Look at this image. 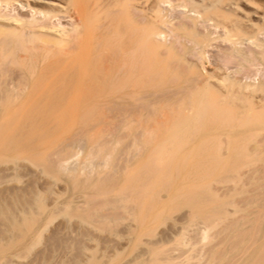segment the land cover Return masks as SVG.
Returning a JSON list of instances; mask_svg holds the SVG:
<instances>
[{"label": "rangeland", "instance_id": "1", "mask_svg": "<svg viewBox=\"0 0 264 264\" xmlns=\"http://www.w3.org/2000/svg\"><path fill=\"white\" fill-rule=\"evenodd\" d=\"M80 1L88 9L103 5L90 20L104 40L85 75L71 70L61 76L56 65L62 54L43 57L24 52L17 38L0 40V166L9 167L0 174V264H119L143 250L137 263L144 264L150 251H160L153 242L174 231L180 238L166 249L177 247V254V241H183L192 264H206L210 255L207 264L247 255L236 263L251 264L264 250V0ZM58 2L62 8L0 0V14L38 22L43 17L46 25L39 28L48 33L71 28L75 3ZM115 15L126 30L133 20L162 32L157 47L132 69L124 63L129 42L109 33ZM7 48L12 54H5ZM195 99L206 104L200 135L193 131L201 122L193 126L190 120ZM175 119L186 124L182 142H157ZM148 134L156 135L152 142Z\"/></svg>", "mask_w": 264, "mask_h": 264}, {"label": "bare ground", "instance_id": "2", "mask_svg": "<svg viewBox=\"0 0 264 264\" xmlns=\"http://www.w3.org/2000/svg\"><path fill=\"white\" fill-rule=\"evenodd\" d=\"M27 1V0H26ZM33 1H35V2H39V3H47V4H51V5H56V6H60V8H62V6H61V4H60V2H58L59 0H33ZM72 3H75V11H74V13L76 14V22H75V24L74 25H72V27L71 28H64V29H56L55 30V28H54V30H53V32H51V33H48V32H46L44 29H42V28H39V27H41V26H44V25H46L45 23V18L43 19V17H42V20L40 19L39 20V22L38 21H36L35 19H33V20H24V19H22V18H20L19 16H7V15H1L0 14V37L2 38V39H0L1 41L2 40H4V38L5 39H8L9 40V42L11 41V42H17L18 40H16V38L17 39H19L20 41H21V43H23V45H22V48H23V51L24 52H29V51H33V50H37L40 54H41V56H43V55H45L46 56V54L47 55H51V56H53V55H63V59L58 63V65H56V69H60V71H59V73L61 74V76H64V75H66V74H68V72H71V70L73 71V70H75V72L76 73H78V74H81V76L82 75H85L86 74V70H87V65H88V62L89 61H91V59L93 58V54L96 52V51H98V49H99V47H96V46H101V39L103 38L102 37V34L103 33H101L100 31H98V32H94L93 31V29H92V26H91V20H90V18H91V16H95V15H97L98 14V12L100 11V9L102 8V6L103 5H101V3H98L97 2V4H96V6L93 8V9H88L87 7H85L83 4H82V2L80 1V0H70ZM90 2V1H89ZM28 3V2H27ZM91 3V2H90ZM2 4V3H1ZM112 6V5H111ZM92 7V6H91ZM29 8V7H28ZM162 8V7H161ZM55 9V8H54ZM132 9V8H131ZM111 10H113V9H111ZM2 12V11H1ZM0 12V13H1ZM40 12V11H39ZM66 13V12H65ZM72 13V12H71ZM106 13V12H105ZM45 14V13H44ZM167 15V14H166ZM36 16V15H35ZM98 16V15H97ZM101 17V16H100ZM71 18H73V17H71ZM75 18V17H74ZM47 19V18H46ZM51 19V18H50ZM100 19V18H99ZM74 20V19H73ZM119 20H120V18H119V15L118 16H116L115 15V17L114 18H111V22H110V31H109V33H111V34H113L115 37H113L112 36V38L114 39V40H119V41H122L123 43H128L129 42V47H128V51L126 50V57H125V59H124V63L126 64V66L128 67V69H132L134 66H135V62H136V60H138V58L139 57H142L143 56V54H144V56L143 57H145V55H147L148 53H149V51H153L156 47H157V44H155L156 42H155V37H157L156 35H158V37L160 36V34H162V32H160V31H154V29L155 28H153V29H149V27L148 28H146V27H144V26H140V25H137V24H135L134 23V21L132 20V22H131V24H130V28L128 29V30H126V29H124L122 26H120L119 25ZM186 21V20H185ZM38 22V23H37ZM45 22V23H44ZM187 22V21H186ZM203 23V22H202ZM206 23V22H205ZM188 24V23H187ZM190 24V23H189ZM97 25H99L100 26V23L99 24H97ZM47 26H50L49 24L47 25ZM98 26V27H99ZM206 26V25H205ZM35 27H37V28H35ZM101 27V26H100ZM107 27V26H106ZM105 27V28H106ZM199 28H200V26H198ZM197 27V28H198ZM210 28H211V26H210ZM28 29H30L29 31V34L28 35H26V32L28 31ZM258 30V29H257ZM212 31V30H211ZM72 32V33H71ZM74 32V33H73ZM174 32V31H173ZM213 32H215V30L213 31ZM28 33V32H27ZM174 34V33H173ZM110 35V34H109ZM108 35V36H109ZM162 36V35H161ZM160 36V37H161ZM168 36V35H167ZM107 37V36H106ZM110 38V37H109ZM218 39V38H217ZM102 40H104V38L102 39ZM166 40V39H165ZM175 40V39H174ZM173 40V41H174ZM229 39H227V41H228ZM214 41V40H213ZM264 41V40H263ZM26 43V44H25ZM28 43V44H27ZM173 43V42H172ZM212 43V42H211ZM257 43V42H256ZM17 44V43H16ZM203 46L204 45H207L208 43H207V41L204 43H201ZM255 44V43H254ZM4 45H5V43H4ZM3 45V46H4ZM7 45V44H6ZM2 46V47H3ZM9 46V45H8ZM2 47H0V49L2 48ZM5 47V46H4ZM3 47V48H4ZM220 47V46H219ZM19 47H17V49H18ZM16 49V48H15ZM223 49H225V48H223ZM163 50V49H162ZM1 51V50H0ZM3 52V51H2ZM217 52V51H216ZM226 56H228V57H232L233 55L232 54H230V53H227V52H223ZM2 54V53H1ZM1 54H0V56H1ZM5 54H12V51L11 50H9L8 48L6 49V51H5ZM124 54V53H123ZM141 54V55H140ZM235 54V53H234ZM18 55V54H17ZM17 55H16V57H17ZM207 55V54H206ZM243 55V54H242ZM260 55V54H259ZM22 56V55H21ZM45 56H43V57H45ZM201 56V55H200ZM19 57V56H18ZM31 57V56H30ZM33 57H34V55H33ZM204 57H206V56H204ZM251 58H252V56H250ZM21 58V57H20ZM32 58V57H31ZM42 58V57H41ZM207 58V57H206ZM210 58V57H209ZM263 58V57H262ZM14 59V58H13ZM28 59V58H27ZM36 59V58H35ZM61 59V58H60ZM147 58L145 57V60H146ZM220 59V58H219ZM225 59V58H224ZM232 59H233V57H232ZM253 59V58H252ZM9 60V59H8ZM23 60V59H22ZM42 60V59H41ZM40 60V61H41ZM44 60V59H43ZM42 60V61H43ZM199 60V59H198ZM208 60V59H207ZM211 60V59H210ZM218 60V59H217ZM249 60V59H248ZM24 61V60H23ZM22 61V62H23ZM27 61V60H26ZM25 61V62H26ZM28 61H29V59H28ZM35 61V60H34ZM39 61V62H40ZM41 61V62H42ZM233 61H235V60H233ZM242 61H244V59L242 60ZM52 62V61H51ZM160 62V61H159ZM8 63H10V62H8ZM28 63V62H27ZM26 63V64H27ZM32 63V62H31ZM210 63V62H209ZM251 63V62H250ZM1 64V63H0ZM14 64H16V63H14ZM38 64V63H37ZM222 64V63H221ZM224 64V63H223ZM253 64V63H252ZM24 65H25V63H24ZM28 65V64H27ZM238 65V64H237ZM254 65V64H253ZM35 66H36V64H35ZM54 66V65H53ZM239 66V65H238ZM2 67V66H1ZM31 67L33 68V65L31 64ZM228 67V66H227ZM26 68V67H25ZM28 68V67H27ZM159 68V67H158ZM45 72L47 73V75L49 74L50 76L51 75H53V69L51 68V66L50 67H48V66H45ZM126 69V68H125ZM203 69V68H202ZM257 69H258V67H257ZM257 69L255 70V71H257ZM27 70V69H26ZM28 70H29V68H28ZM160 70V69H159ZM158 70V71H159ZM259 70V69H258ZM36 71V70H35ZM241 71V70H240ZM128 72V71H127ZM221 72V71H220ZM29 73H31V71H29ZM32 73H33V70H32ZM245 73V72H244ZM42 74V73H41ZM55 74V73H54ZM132 74V73H131ZM231 74H233V73H231ZM251 74V73H250ZM253 74H254V72H253ZM257 74V73H256ZM260 74V73H259ZM199 75V74H198ZM22 76V75H21ZM60 76V75H59ZM78 76V75H77ZM102 76V75H101ZM257 76V75H256ZM260 76H264V75H260ZM39 78V77H38ZM53 78H54V76H53ZM74 78V77H73ZM99 78V77H98ZM101 78V77H100ZM250 78V77H249ZM252 78V77H251ZM75 79V78H74ZM254 79V78H253ZM33 80H34V77H33ZM58 80V79H57ZM216 80V79H215ZM218 80V79H217ZM224 80V79H223ZM264 80V79H263ZM35 81V80H34ZM55 81V80H54ZM73 81V80H72ZM222 80L220 79V81L219 82H221ZM36 82V81H35ZM218 82V81H217ZM39 83V82H38ZM173 84V83H172ZM222 84V83H221ZM40 85V84H39ZM52 85V84H51ZM210 85V84H209ZM236 86H239V85H236ZM37 87H38V85H37ZM46 87H48V86H46ZM60 87V86H59ZM85 87V86H84ZM149 87V86H148ZM204 87V86H203ZM246 87H247V85H246ZM249 87V86H248ZM15 88V87H14ZM36 88V87H35ZM39 88V87H38ZM32 89H34V88H32ZM46 89V88H45ZM67 88L65 87V90H66ZM148 89V88H147ZM242 89V88H241ZM245 89V88H244ZM17 90V89H16ZM35 90V89H34ZM38 90V89H37ZM234 90V89H233ZM33 92V91H32ZM209 92H211V91H209ZM257 92V91H256ZM71 93V92H70ZM17 94V93H16ZM56 94V93H55ZM212 94V93H211ZM32 95H34V94H32ZM65 95V94H64ZM71 95V94H70ZM69 95V98H70V101H71V99L73 98V94H72V98H71V96ZM201 95V94H200ZM211 96V95H210ZM212 96H214L213 94H212ZM49 97V96H48ZM58 97V96H57ZM63 97H65V96H63ZM203 99H204V95H203V97H202ZM201 99V98H200ZM199 99V100H200ZM27 100V99H26ZM51 100V99H50ZM63 100V99H62ZM26 102V101H25ZM59 102V101H58ZM67 102V101H66ZM69 102V101H68ZM238 102V101H237ZM44 103V102H43ZM206 103H209V102H206ZM45 104H46V102H45ZM54 104H55V102H54ZM59 104V103H58ZM194 104V109L195 110H193V114H192V116H191V118H190V120L191 121H193V122H191V124L193 123V126H195L194 125V123L196 122H201V125H197L196 126V128H195V131H193V132H196V134H199V131H200V127L199 126H202V124L204 123V117H203V115H204V113H205V107H206V104H205V106H204V104L201 102V104L198 102V100H197V102H196V99H195V102L193 103ZM20 106H18V107H16V108H14V109H18V108H22L23 107V102H21L20 104H19ZM56 105V104H55ZM54 105V106H55ZM200 105V106H199ZM210 105V104H209ZM50 106V105H49ZM199 106V107H198ZM51 107V106H50ZM57 107H58V105H57ZM201 107V108H200ZM55 108V107H54ZM197 108H200V110H198ZM56 109V108H55ZM192 109V108H191ZM10 110V109H9ZM55 111V110H54ZM172 111V110H171ZM185 111H187V110H185ZM214 111H215V109H214ZM7 112H8V110H6L5 111V113H6V115H7ZM11 112V111H10ZM46 112V111H45ZM53 112V111H52ZM83 112V111H82ZM211 112H212V110H211ZM18 113V112H17ZM175 113V112H174ZM62 114V113H61ZM190 114V113H189ZM205 114H207V113H205ZM6 115H5V118H6ZM60 115V114H59ZM188 115V114H187ZM225 115V114H224ZM245 115V114H244ZM22 116V115H21ZM61 116V115H60ZM59 116V117H60ZM185 116V115H184ZM246 116V115H245ZM248 116V115H247ZM253 116V115H252ZM173 117H174V115H173ZM219 118H221L220 116H218ZM5 118H3V122L4 123H6L7 122V119H5ZM60 118H62V117H60ZM175 118H177V117H175ZM208 118V117H207ZM42 119V118H41ZM57 119V118H56ZM171 119V118H170ZM182 119V118H181ZM212 119V118H211ZM217 119V118H216ZM238 119V118H237ZM254 119V118H253ZM169 120V119H168ZM249 120V119H248ZM255 120H257V119H255ZM31 121V120H30ZM163 121V120H162ZM161 121V122H162ZM181 120H171V123H173V124H171V126L170 127H168L169 129V131H167V133L165 132V133H163V132H161V133H159V134H161V139L159 140V141H157V142H182V133H183V131H184V129H185V125L186 124H183V123H181L180 122ZM187 121H189V119L187 120ZM207 121V120H206ZM235 121V120H234ZM35 122V121H34ZM53 122V121H52ZM56 122V121H55ZM61 122H62V120H61ZM250 122H251V120H250ZM4 123H3V125H4ZM9 123V122H8ZM195 123V124H196ZM210 123V122H209ZM253 123V122H252ZM7 124V123H6ZM40 124V123H39ZM38 124V125H39ZM61 124V123H60ZM70 124V123H69ZM258 124V123H257ZM260 124V123H259ZM2 125V124H1ZM33 125V124H32ZM52 125V124H51ZM54 125V124H53ZM66 125V124H65ZM249 125V124H248ZM247 125V126H248ZM5 126H7V125H5ZM61 126V125H60ZM192 126V127H193ZM2 127V126H1ZM49 127V126H48ZM50 127H52V126H50ZM67 127V126H66ZM243 127H244V124H243ZM8 128V127H7ZM10 128V127H9ZM62 128H64V127H62ZM143 128V127H142ZM1 129V128H0ZM12 129V128H11ZM17 129H19V128H17ZM57 129V128H56ZM55 129V130H56ZM61 129V128H60ZM234 129V128H233ZM245 129H246V124H245ZM160 130V129H159ZM187 130V129H186ZM226 130V129H225ZM257 130V129H256ZM152 131V130H151ZM161 131V130H160ZM230 131H231V129H230ZM60 132V131H59ZM193 132H188L189 134H191V133H193ZM213 132V131H212ZM221 132H223V131H221ZM235 132V131H234ZM17 133H19V131L17 132ZM24 133V132H23ZM151 133V132H150ZM187 133V134H188ZM223 133H225V131L223 132ZM239 133V132H238ZM3 134H5V133H3ZM221 134V133H220ZM228 134V133H227ZM241 134V133H240ZM247 134V133H246ZM14 135V134H13ZM61 135V134H60ZM192 135V137L194 138L195 136H193V134H191ZM190 135V136H191ZM200 135V134H199ZM221 135H224V134H221ZM220 135V136H221ZM230 135V134H229ZM234 135V134H233ZM235 135H237V134H235ZM16 136V135H15ZM46 136V135H45ZM213 136H214V134H213ZM33 137V136H32ZM136 137V136H135ZM155 137H156V135L155 134H152V135H150V134H148V140H147V142H152L154 139H155ZM196 137L198 138V135H196ZM210 137V136H209ZM209 137L207 138V139H209ZM235 137H237V136H235ZM35 138V137H34ZM182 138V139H181ZM188 139H189V137H187ZM191 138V137H190ZM202 138V136H200V138L199 139H201ZM211 138V137H210ZM216 138V137H215ZM16 139V138H15ZM144 139V138H143ZM187 139V140H188ZM212 139H214L213 137H212ZM47 140V139H46ZM67 140V139H66ZM146 140V139H145ZM190 140V139H189ZM197 140V139H196ZM222 140V139H221ZM31 141V140H30ZM192 141V140H191ZM210 141V140H209ZM208 141V142H209ZM8 142V141H7ZM184 142V141H183ZM194 142H195V140H194ZM198 142H200V141H197V143ZM206 142V141H205ZM221 142V141H220ZM196 143V144H197ZM190 144L194 147V146H196L193 142H190ZM254 144V143H253ZM23 145V144H22ZM26 145V144H25ZM176 145V144H175ZM207 145V144H206ZM106 146V145H105ZM192 146H190V147H192ZM203 147V146H202ZM210 147V146H209ZM176 148V147H175ZM189 148V147H188ZM187 148V149H188ZM195 148V147H194ZM218 148V147H217ZM103 149V148H102ZM192 149V148H191ZM216 149V148H215ZM45 150V149H44ZM219 150V149H218ZM183 151V150H182ZM181 151V152H182ZM189 151V150H188ZM192 151H193V149H192ZM191 151V152H192ZM216 151V150H215ZM257 151V150H256ZM11 152V151H10ZM37 152V151H36ZM99 152V151H98ZM97 152V153H98ZM180 152V151H179ZM198 152V151H197ZM208 152V151H207ZM222 152V151H221ZM255 152V151H254ZM40 153V152H39ZM75 153V152H74ZM165 153H166V151L164 150L163 151V153L161 152V155L163 156V155H165ZM169 153V152H168ZM220 153V152H219ZM180 154V153H179ZM186 154H187V152H186ZM190 154V153H189ZM206 154V153H205ZM216 154H217V151H216ZM220 154H222V153H220ZM211 155H213V154H211ZM253 155V154H252ZM7 156V155H6ZM187 156V155H186ZM204 156V155H203ZM208 156H209V154H208ZM215 156V155H214ZM255 156H257V154L255 155ZM9 157V156H8ZM12 157H13V155H12ZM216 157H218V156H216ZM204 158H206V157H204ZM209 158V157H208ZM220 159L222 158V157H219ZM219 158H217L218 160H219ZM225 158V157H224ZM228 158V157H227ZM188 159V158H187ZM215 159V158H214ZM232 159V158H231ZM224 160V161H223ZM225 160L226 159H223L222 158V162H225ZM247 160V159H246ZM193 161V160H192ZM220 161V160H219ZM228 161V160H227ZM70 162V161H69ZM189 162V161H188ZM195 162V161H194ZM216 162V161H215ZM221 162V161H220ZM247 162H248V160H247ZM250 162V161H249ZM81 163V162H80ZM201 163H205V162H201ZM226 163V162H225ZM232 163H234V162H232ZM189 164V163H188ZM211 164V163H210ZM222 164V163H221ZM85 165V164H84ZM190 165V164H189ZM219 165H220V163H219ZM222 166H223V164H222ZM238 166V165H237ZM74 167V166H73ZM88 167V166H87ZM177 167V166H176ZM209 167V166H208ZM216 167V166H215ZM249 167V166H248ZM254 167V166H253ZM30 168V167H29ZM125 168V167H124ZM217 168H218V166H217ZM217 168H215L216 170H217ZM220 169H221V166L219 167ZM8 169H9V167L8 166H0V174H6L7 173V171H8ZM23 169V168H22ZM204 169H208L207 167H204ZM214 169V168H213ZM215 169L214 170H211V171H214L215 172ZM220 169H218V170H220ZM249 169V168H248ZM186 170H188L187 168H186ZM230 170V169H229ZM237 170V169H236ZM245 170V169H244ZM198 171V170H197ZM222 171V170H221ZM246 171H247V169H246ZM250 172H251V170H249ZM210 172V171H209ZM213 172V176H210V178L212 177H215L214 176V173ZM218 171H216V173H217ZM220 172V171H219ZM87 173V172H86ZM120 173V172H119ZM152 173H153V171H152ZM192 173V172H191ZM195 173V172H194ZM227 173V172H226ZM157 174V173H156ZM206 174H207V172H206ZM250 174V173H249ZM212 175V174H211ZM219 175V174H218ZM234 175V174H233ZM189 176V175H188ZM195 176V175H194ZM231 176V175H230ZM27 177V176H26ZM218 177V176H217ZM223 177V176H222ZM221 177V178H222ZM99 178V177H98ZM103 178V177H102ZM210 178L208 179V180H210ZM211 178V180H213ZM200 179V178H199ZM249 179H251V178H249ZM245 180V179H244ZM243 180V181H244ZM194 181V180H193ZM196 181V180H195ZM194 181V182H195ZM219 181H220V179H219ZM156 182V181H155ZM193 182V183H194ZM181 183H184V182H181ZM189 183V182H188ZM188 183H187V185H188ZM244 184V183H243ZM245 184H246V181H245ZM244 184V185H245ZM243 186V185H242ZM178 187V186H177ZM185 187H188V186H185ZM197 187V186H196ZM229 187V186H228ZM227 187V188H228ZM50 188V187H49ZM219 188H221V187H219ZM234 188V187H233ZM232 189V188H231ZM241 189V188H240ZM159 190V189H158ZM208 190V189H207ZM229 190V189H228ZM216 192V191H215ZM182 193V192H181ZM199 193V192H198ZM217 193H218V191H217ZM220 193V192H219ZM225 193V192H224ZM230 193H232V192H230ZM238 193V192H237ZM240 193V192H239ZM175 194V193H174ZM215 194V193H214ZM221 194V193H220ZM199 195V194H198ZM201 195V194H200ZM181 196V195H180ZM240 196V195H239ZM214 197H216L215 195L213 196V198ZM219 197V196H218ZM226 197H228V196H226ZM173 198V197H172ZM176 198V197H175ZM177 198H179L178 196H177ZM199 198V197H198ZM208 198V197H207ZM236 198V197H235ZM204 199V198H203ZM210 199V198H209ZM223 199V198H222ZM226 199V198H225ZM238 199H239V197H238ZM242 199H244V198H242ZM208 200V199H207ZM233 200V199H232ZM237 200V199H236ZM170 201V200H169ZM219 201H222V200H219ZM235 201V200H234ZM243 201V200H242ZM198 202V201H197ZM203 202V201H202ZM216 202H218V201H216ZM210 203V202H209ZM215 202H213V204H214ZM201 204V203H200ZM212 204V203H211ZM132 205V204H131ZM235 205V204H234ZM233 205V206H234ZM192 206H194V205H192ZM133 207V206H132ZM207 207V206H206ZM201 208V207H200ZM262 209H264L263 207H261ZM188 209H190V207L188 208ZM191 209L193 210V207H191ZM194 209H195V207H194ZM214 209V208H213ZM257 209H259L260 211H261V209L260 208H258V207H256V211H257ZM196 210H198L197 209V207H196ZM219 210V209H218ZM224 210V209H223ZM235 210V209H234ZM233 210V211H234ZM186 211H187V209H186ZM190 211V210H189ZM204 211V210H203ZM213 211V210H212ZM236 211V210H235ZM260 211H258V212H260ZM54 212V211H53ZM211 212V211H210ZM215 212V211H214ZM213 212V213H214ZM224 212V211H223ZM227 212V211H226ZM187 213V212H186ZM194 213H196V212H194ZM201 213V212H200ZM212 213V212H211ZM222 213V212H221ZM254 213V212H253ZM253 213H252V215H253ZM263 213H264V210H263ZM116 214V213H115ZM190 214V213H189ZM215 214V213H214ZM226 214H228V213H226ZM226 214H224V215H226ZM256 214V213H255ZM258 214V213H257ZM213 215V214H212ZM212 215H209V216H212ZM215 215H217V214H215ZM223 215V214H222ZM116 216V215H115ZM194 216V215H193ZM220 216V215H219ZM239 215H237V218H241V217H238ZM260 216V215H259ZM258 216V217H259ZM13 217V216H12ZM197 217H198V215H197ZM158 218V217H157ZM220 218V217H219ZM244 218V217H243ZM257 218V217H256ZM259 218H262V216L261 217H259ZM20 219V218H19ZM94 219H95V217H94ZM204 219H205V215H204ZM211 219V218H210ZM242 219V218H241ZM131 220H132V218H131ZM237 220V219H236ZM263 220V219H262ZM17 221V220H16ZM153 221V220H152ZM210 221V220H209ZM209 221H207V222H209ZM255 221V220H254ZM211 222V221H210ZM231 223H232V221H230ZM262 221H260V223H261ZM255 224H256V222H254ZM257 223H259V222H257ZM205 224V223H204ZM206 224H210V223H206ZM228 224H229V222H228ZM227 224V225H228ZM155 225V224H154ZM211 225V224H210ZM209 225V226H210ZM214 224H212V226H213ZM232 225H233V223H232ZM258 225L259 224H257V226L256 227H258ZM235 226V225H234ZM233 226V227H234ZM230 227L231 228H233L232 226H231V224H230ZM252 227V226H251ZM36 228V227H35ZM227 228H228V226H227ZM180 229V228H179ZM225 229H226V227H225ZM250 229V228H249ZM248 229V230H249ZM257 229H259V227L257 228ZM224 230V229H223ZM229 230V229H228ZM244 230H246V229H244ZM243 230V231H244ZM251 230V229H250ZM102 231H103V229H102ZM143 231V230H142ZM227 231V230H226ZM243 231H238L239 232V234H240V232H243ZM262 231V230H261ZM261 231H259V233L261 232ZM41 232L42 231H40L39 232V234H37V237H39L40 236V234H41ZM166 232V231H165ZM168 232V231H167ZM238 232H237V234H238ZM263 232V231H262ZM173 233V232H172ZM177 232H175L174 231V233L173 234H170V235H166L164 238H159V239H157V240H155L153 243L154 244H156L155 246L157 247V250H160V251H156V250H154V251H150V255H149V258H147V260L144 262V264H192V262H191V260H190V258H192V256L190 257L189 256V247L188 248H184L185 247V245H184V243H183V241H177V242H179L180 244H179V246L181 247L180 249L182 250H180L179 251V253L177 252V254H176V252H174L175 250H176V248H173V246H172V248H171V246L170 247H168L169 248V250L168 249H166V244H168V243H171L170 241H173V240H175V239H179L178 237L177 238H175V234H176ZM251 233H252V230H251ZM251 233L248 235L249 236V238L250 237H252V236H250L251 235ZM162 234V233H161ZM226 234H228V233H226ZM236 234V235H237ZM246 234V233H245ZM194 235V234H193ZM224 235V234H223ZM235 235V236H236ZM241 235V234H240ZM253 235V234H252ZM254 235H256V234H254ZM253 235V236H254ZM258 235V234H257ZM67 236V235H66ZM129 236V235H128ZM180 236V235H179ZM205 235H203V237H204ZM234 235H233V238L235 237ZM263 236V235H262ZM157 237V236H156ZM223 237V236H222ZM225 237V236H224ZM242 237V236H241ZM241 237H239L240 239H238L239 241H241L242 242V240H241ZM243 237H245L244 235H243ZM242 237V238H243ZM260 237V236H259ZM71 238V237H70ZM186 238V237H185ZM236 238V237H235ZM258 238V237H257ZM262 238V237H261ZM261 238H260V240H261ZM4 239V238H3ZM101 239V238H100ZM222 239V238H221ZM225 239H226V237H225ZM229 239V238H228ZM231 239V238H230ZM250 239H252L253 241H254V239H253V237L252 238H250ZM250 239L248 240L247 239V244L249 243L248 241H250ZM53 240V239H52ZM145 240V239H144ZM220 238H218V242L217 243H222L223 241L222 240H220ZM224 240V239H223ZM251 240V244H253L254 245V243H253V241ZM256 240V239H255ZM216 241V240H215ZM228 241H230V240H228ZM233 241V240H232ZM245 241V240H244ZM148 242V241H147ZM151 242V241H150ZM235 242V241H234ZM255 242V241H254ZM34 244V242H31L30 244ZM37 243V242H36ZM260 243V245H261V242H259ZM32 244V245H33ZM153 244V245H154ZM171 244H174V243H171ZM176 244V243H175ZM227 244V243H226ZM235 244H237V243H235ZM151 245V244H150ZM214 245V244H213ZM212 245V246H213ZM217 245V244H216ZM222 245V244H221ZM237 245H240V244H237ZM257 243H256V248L255 249H257ZM259 245V246H260ZM30 246V247H29ZM28 247L31 249V245H29ZM178 246V247H179ZM215 246V245H214ZM218 246H219V244H218ZM217 246V247H218ZM230 246V245H229ZM262 246V245H261ZM153 247V246H152ZM223 247H224V245H223ZM234 247H236V245L234 246ZM242 247V246H241ZM243 247H245V244H244V246ZM242 247V248H243ZM171 248V249H170ZM239 248H240V246H239ZM13 249V248H12ZM148 249V248H147ZM216 249V247L213 249L212 248V251L213 250H215ZM229 249H231V246L229 247ZM234 249V248H233ZM141 250V249H140ZM150 250V249H149ZM167 250V251H166ZM220 250V249H219ZM221 250H223V248H221ZM225 250V249H224ZM223 250V251H224ZM241 248H240V253H241ZM245 250V249H244ZM248 250H250L249 248L247 249V251ZM139 251V250H138ZM163 251V252H162ZM234 251V250H233ZM232 251V252H233ZM246 251V250H245ZM252 251H254V248H253V250ZM261 251V252H260ZM165 252V253H164ZM219 252H221L222 253V251H218V254H220ZM251 252V251H250ZM160 253H162V254H160ZM213 253V252H212ZM243 254L245 253V252H242ZM252 253H254V252H252ZM145 254V251L143 250L142 252H138V253H136V254H134V255H131L132 257L131 258H129V259H127V260H124L123 262H121V263H119V264H136L137 263V261H138V259L139 258H141L143 255ZM207 254V253H206ZM223 254V253H222ZM236 254V253H235ZM238 254V253H237ZM246 255H247V253H245ZM211 256V255H210ZM209 256V257H210ZM234 256V255H233ZM241 256V255H240ZM245 256V255H244ZM244 256H242V257H244ZM252 256V255H251ZM209 257H208V260H209ZM212 257V256H211ZM210 257V258H211ZM236 257V256H235ZM249 257V255H247V257H245L246 259ZM256 258L252 261V263L251 264H264V250L262 251V250H259L258 251V253H257V255L255 256ZM216 258V257H215ZM229 258V257H228ZM231 258V257H230ZM245 258L243 259L245 262H246V260H245ZM249 258H251V257H249ZM9 259H11V258H9ZM142 259V258H141ZM239 256L238 257H236V258H234V259H228L229 260V262H227V264H239V263H236V262H240V261H243V260H240L239 261ZM253 259V258H252ZM116 260V259H115ZM207 260V261H208ZM247 260H249V259H247ZM205 261V260H204ZM207 261H206V264H207ZM243 261V262H244ZM143 262V261H142ZM200 262V261H199ZM209 262V261H208ZM214 262H215V260H214ZM138 264V263H137ZM140 264H141V262H140ZM195 264V263H194ZM203 264H204V262H203ZM210 264H212V263H210ZM222 264H223V262H222ZM243 264H245V263H243ZM248 264H250V263H248Z\"/></svg>", "mask_w": 264, "mask_h": 264}]
</instances>
